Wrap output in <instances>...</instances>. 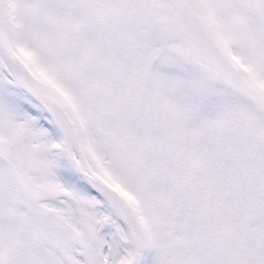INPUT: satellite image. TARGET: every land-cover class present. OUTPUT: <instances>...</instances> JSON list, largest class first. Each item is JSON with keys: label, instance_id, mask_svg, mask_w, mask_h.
<instances>
[{"label": "snow or ice", "instance_id": "obj_1", "mask_svg": "<svg viewBox=\"0 0 264 264\" xmlns=\"http://www.w3.org/2000/svg\"><path fill=\"white\" fill-rule=\"evenodd\" d=\"M0 264H264V0H0Z\"/></svg>", "mask_w": 264, "mask_h": 264}]
</instances>
